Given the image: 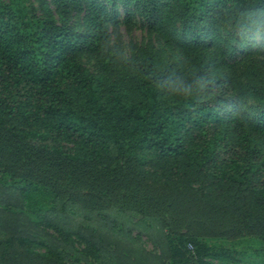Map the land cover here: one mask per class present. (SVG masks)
I'll list each match as a JSON object with an SVG mask.
<instances>
[{"label":"trees","instance_id":"16d2710c","mask_svg":"<svg viewBox=\"0 0 264 264\" xmlns=\"http://www.w3.org/2000/svg\"><path fill=\"white\" fill-rule=\"evenodd\" d=\"M27 1L0 0V243L8 244L0 264L87 259L30 218L15 177L52 187L44 223L89 242L104 264H240L202 237L264 242V62L240 74L251 52L221 28L264 26V0H121L170 47L195 54L170 63L154 45L131 58L104 53L113 21L106 5L118 0H53L61 22ZM84 5L80 30L67 17ZM256 51L264 55V36ZM82 53L105 55V72L91 71ZM248 98L261 105L253 117L241 109ZM9 164L14 180L5 184Z\"/></svg>","mask_w":264,"mask_h":264},{"label":"rangeland","instance_id":"374dc122","mask_svg":"<svg viewBox=\"0 0 264 264\" xmlns=\"http://www.w3.org/2000/svg\"><path fill=\"white\" fill-rule=\"evenodd\" d=\"M22 1L23 0H3L5 4L9 5L16 2L22 3ZM26 1L27 0H25V2ZM30 3H32L33 11L36 15L44 16L45 10L51 9L55 11L54 14L58 18V21H62L53 0H31ZM87 3L88 2H86V4ZM106 7L113 21L111 23V38L106 46V50L104 52L105 54L106 51L111 49L120 52L124 57L131 58L133 54L140 53L141 50L146 48L148 45H154L156 49L163 50L164 57L169 63L178 58L188 61L195 56L193 53L187 54L177 48L170 47L157 31L150 30L147 17L143 15L140 9L135 8L133 4L127 5L121 0H118L117 3H109ZM89 13V5H84L82 11L72 10L67 17V21L72 26L82 30V24L85 16ZM176 25H178V22H176ZM221 35L225 39L228 38L231 40L232 44L237 46L239 49H247L251 52L250 57L242 59L236 65L240 74L243 75L246 72L248 65L251 63L257 64L259 62H264V55L256 51V44H258L264 36V26L252 25L238 28L233 24H225L221 28ZM242 39L244 40L243 42ZM210 51L212 52L213 49ZM104 56L105 55L100 54L82 53L79 59L91 71L100 74L105 72L102 65ZM262 78H264V64L262 68ZM260 108L261 105L258 101L249 98L241 105L243 114L249 115L250 117H253ZM4 141L6 142L5 139L0 138L1 143ZM58 143L65 146L67 150L77 148L75 143L68 140L61 139ZM12 165L13 164H11V166ZM11 166L9 164L3 168L5 184H10L14 180L11 171L9 170ZM15 178L17 184L26 187L24 211L29 213L30 218L34 222H38L41 227H44L47 233L55 236L61 241L71 243L78 249V251L83 252L87 259L80 257V263L104 264L102 263L103 257L89 244V242L81 240L75 235H72L71 237L62 232L59 228H55L44 223V214L53 206V197L55 192L52 187H46L44 184L38 181H32L30 178ZM257 185L264 187V172L257 180ZM87 198H90L87 202L97 205L95 207L101 206L100 201H96L98 198L94 196L91 198V195ZM132 235L139 238L137 240H139V243H141L146 251H153L155 249V244L146 234L133 230ZM230 237L207 239L202 237V240L206 241L211 246H216L218 248L224 247L225 250L236 253L237 258L240 259V264H264V242L259 237L249 236L244 233H239V235ZM37 249L42 254H45L47 251L43 246L37 247ZM114 249L113 245H110V247L107 248L109 252H114ZM77 256L78 254L73 251L70 254L71 260L77 259ZM212 260L214 262H219V260L215 258H212ZM168 264L172 263L169 262Z\"/></svg>","mask_w":264,"mask_h":264},{"label":"crops","instance_id":"0c3cea01","mask_svg":"<svg viewBox=\"0 0 264 264\" xmlns=\"http://www.w3.org/2000/svg\"><path fill=\"white\" fill-rule=\"evenodd\" d=\"M18 241H19L18 239H15V241H14L15 244H18ZM7 245H8V244H6V241L0 243V250H1L3 247H7Z\"/></svg>","mask_w":264,"mask_h":264}]
</instances>
